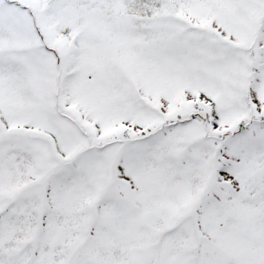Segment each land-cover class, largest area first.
I'll return each instance as SVG.
<instances>
[{"label": "snow or ice", "instance_id": "snow-or-ice-1", "mask_svg": "<svg viewBox=\"0 0 264 264\" xmlns=\"http://www.w3.org/2000/svg\"><path fill=\"white\" fill-rule=\"evenodd\" d=\"M0 264H264V0H0Z\"/></svg>", "mask_w": 264, "mask_h": 264}]
</instances>
